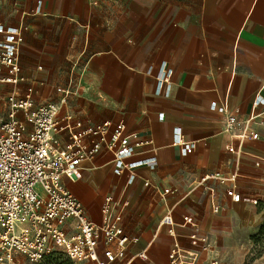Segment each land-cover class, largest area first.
Masks as SVG:
<instances>
[{
    "label": "crops",
    "instance_id": "crops-1",
    "mask_svg": "<svg viewBox=\"0 0 264 264\" xmlns=\"http://www.w3.org/2000/svg\"><path fill=\"white\" fill-rule=\"evenodd\" d=\"M0 48L18 49L24 81L16 94L30 87L34 106L59 104L56 89L72 80L60 114L149 132L153 150L122 162L103 151L82 161L79 179L63 180L97 225L112 197L109 217L129 240L115 264H169L174 242L194 255L193 264H226L233 245L261 222L264 0H0ZM219 105L240 117L261 114L253 124L258 139L243 143L239 157L225 152L236 141L223 132ZM179 140L195 148L187 153ZM214 172L235 174L234 181L203 180ZM166 214L171 225L161 222ZM106 248L101 240V258Z\"/></svg>",
    "mask_w": 264,
    "mask_h": 264
},
{
    "label": "built area",
    "instance_id": "built-area-1",
    "mask_svg": "<svg viewBox=\"0 0 264 264\" xmlns=\"http://www.w3.org/2000/svg\"><path fill=\"white\" fill-rule=\"evenodd\" d=\"M162 77L163 73L158 76L157 91ZM22 81L18 49L0 48V264H18L20 260L42 264L54 252L62 253L74 264H115L124 260L129 240L109 217L112 197L107 196L101 206L102 222L97 225L87 217L82 202L63 180L79 179L82 161H92L103 151L122 162L137 152L153 150L149 132L129 134L121 123L85 125L70 112L60 114V103L72 93V80L66 88L56 89L62 94L59 104L38 106H34L30 87L16 94ZM4 86L9 88L7 92H3ZM217 112L223 116V132L236 141V145L228 143L225 152L239 157L243 143L258 139L253 124L262 123L258 120L261 114L240 117L227 113L223 105L217 107ZM61 133L66 134L63 142ZM179 142L187 153L195 148L193 141ZM209 178L223 184L234 181L235 174L225 177L214 172L203 180ZM226 195L234 202L240 199L234 188L227 189ZM217 208L215 205L214 211ZM69 221L74 222L73 231H69ZM161 222L171 225L169 214ZM168 233L172 235L171 229ZM101 240L107 247L103 258L97 250ZM200 240L205 242L206 238ZM206 248L207 244L203 249ZM138 256L146 258L144 252ZM168 261L193 264L194 255L174 242ZM208 264L221 263L211 259Z\"/></svg>",
    "mask_w": 264,
    "mask_h": 264
},
{
    "label": "rangeland",
    "instance_id": "rangeland-1",
    "mask_svg": "<svg viewBox=\"0 0 264 264\" xmlns=\"http://www.w3.org/2000/svg\"><path fill=\"white\" fill-rule=\"evenodd\" d=\"M255 207L259 215L262 216L261 222L255 229L246 232L245 239L239 246L233 245L229 253V259L221 261L226 264H264V199L255 202ZM242 241V239H241ZM244 243V244H243ZM238 249H244V254L239 255ZM239 256V260L234 261V257ZM18 264H31L22 261Z\"/></svg>",
    "mask_w": 264,
    "mask_h": 264
},
{
    "label": "trees",
    "instance_id": "trees-1",
    "mask_svg": "<svg viewBox=\"0 0 264 264\" xmlns=\"http://www.w3.org/2000/svg\"><path fill=\"white\" fill-rule=\"evenodd\" d=\"M42 264H74L71 260L66 258L62 253L60 252H54L46 259Z\"/></svg>",
    "mask_w": 264,
    "mask_h": 264
}]
</instances>
